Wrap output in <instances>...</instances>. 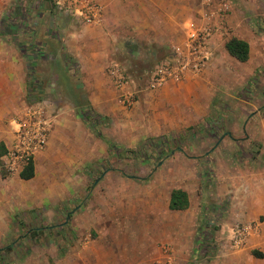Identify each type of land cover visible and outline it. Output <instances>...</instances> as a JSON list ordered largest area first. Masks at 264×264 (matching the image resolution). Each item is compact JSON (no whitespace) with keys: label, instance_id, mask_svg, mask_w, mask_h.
Returning <instances> with one entry per match:
<instances>
[{"label":"rangeland","instance_id":"obj_1","mask_svg":"<svg viewBox=\"0 0 264 264\" xmlns=\"http://www.w3.org/2000/svg\"><path fill=\"white\" fill-rule=\"evenodd\" d=\"M75 1L80 5L86 0ZM220 1L128 0L125 12L120 13L109 12L107 4L104 6L109 23V18L114 20L117 15L130 22L126 38H142L136 45L127 43L122 52L116 53V60L126 67L138 89L145 72L168 57L176 41L186 38L191 23L199 22L202 12ZM226 1L230 11L225 17L227 33L222 41L233 36L227 17L242 10L264 33V0ZM88 27L80 18L59 11L55 0H0V38L25 63L31 98L34 102L49 100L59 113L72 112L70 115L82 121L85 131L82 157L72 168L57 166L51 174L45 170L38 180L18 178L28 189L24 192L20 188L0 189V264H60L61 254L72 247L67 248L61 235L63 228L76 230L68 245L72 239L82 248L117 240L120 243L109 245L113 250L127 249L124 241L139 238L123 234L112 237L109 232L140 229L144 224L148 230L147 247L140 248L139 242L132 244L131 258L140 250L142 261L136 263L132 259L131 264H210V256L216 255L213 248L222 244L217 231L219 209L212 197L203 194L204 184L211 182H205L201 173L189 170L197 166V159H204L206 152L216 147L258 148V143L249 147L241 140L239 144L227 142L219 146L209 135V123L153 135L145 132L141 112L131 111L130 107L116 108L114 119L103 121L96 130L92 128L81 117L93 112L91 86L87 83L94 78L82 75L79 63L68 52L69 45L80 46L79 36ZM247 69L248 65H232L229 73L241 75ZM236 78L232 81L239 83ZM243 82V91L236 94L240 101L229 99L224 109L211 116L218 128L217 137L220 134L230 139L235 124L255 112L264 118V68ZM172 109L173 105L163 104L154 110L168 114ZM161 136H166L167 141L151 145L150 139ZM194 153L201 156L196 158ZM182 186L192 188V208L165 210L163 195ZM163 214L167 216L164 219ZM176 222L179 230L174 235L163 228L165 223ZM9 245L13 246L11 251L5 249ZM209 246L212 252H205Z\"/></svg>","mask_w":264,"mask_h":264},{"label":"crops","instance_id":"obj_2","mask_svg":"<svg viewBox=\"0 0 264 264\" xmlns=\"http://www.w3.org/2000/svg\"><path fill=\"white\" fill-rule=\"evenodd\" d=\"M96 2L103 7L102 19L95 24H88L89 27L84 30L85 33L79 36L81 37L80 46H68V52L79 63L82 75L94 78L87 83V86H91L89 100L93 108L92 114L98 122L95 129L103 121L105 123L114 119L116 108H129L121 100L127 88L116 86L108 75L107 69L110 63H120L118 59L116 60V53L122 52L124 45L130 42L136 45L142 40L137 35L131 39L126 38L128 31L126 29L130 22L122 20V15H117L114 20L109 18L113 25L111 29L108 27L110 23L104 6L107 4L109 12H125L124 6L128 4V0H97ZM227 22L234 29L233 36L225 42L222 41L221 36H216L214 55L199 77L181 82H168L156 90H144L139 101L130 108H132L131 111L141 112L139 117L145 122V132L153 135L159 136L172 130H181L200 124L205 126L209 123V135L219 146L227 142L239 144L241 140H244V143L246 141L249 147L254 146L253 142L258 143V148L216 147L211 149L206 152L204 159L196 160L197 166L193 165L189 172L201 173L205 182H211L209 185L204 184L203 194L212 197L219 209L220 228L217 231L222 244L214 247L213 250L212 246L205 248V252L216 253L215 257L210 256V264H264V118L260 112H255L245 120L240 119V122L235 124L234 132L230 134L233 137L230 139L220 134L217 137L218 128L211 120V116L216 114V111L225 108L226 101L235 99L236 94L243 91L245 86L243 81L256 75L260 67L264 68V33L257 30L256 21L245 17L243 10L241 13L237 12L228 16ZM233 37L249 43L248 61L241 62L227 51L226 44ZM184 40L180 39L176 41V44ZM232 65L237 67L248 65V69L241 75L233 72L230 74ZM26 77L23 60L14 49L5 46L0 38V150L5 148L0 155V189L14 191L20 188V192L28 190L19 181L23 179L21 174L7 178L8 174L2 165V159L14 139V119L20 116L28 104L34 102L31 98V86L27 84ZM235 78L240 82L234 83L232 80ZM236 101L240 100L236 98ZM163 104L173 105L172 111L168 114L156 111ZM57 112L58 118L49 143L35 158V175L25 180H38L44 176L45 170L51 174L55 172L57 166L72 168L76 165L78 157H82L85 141L82 121L70 115L72 113L70 111ZM88 139L91 140L90 137ZM200 156V153H194V157ZM3 174L7 179L3 178ZM162 185L159 183V187ZM174 189H181L188 193L190 206L186 210L192 208V188L182 186L175 187L169 194L163 195L164 209L173 211L170 209V202L171 192ZM164 217L167 216L163 214V219ZM243 222H257L258 231L250 237L243 248L236 249L230 241L232 232L235 225ZM206 226L211 230V225L206 223ZM142 227L116 229L109 232L112 237L123 234V236L139 238V241H124L127 249L121 250H113L109 246L120 243L117 240L108 241L103 245L93 243L82 248L72 239L68 245L69 238L74 237L72 233L76 230L63 228L61 235L65 237L67 248L72 247L64 250L65 255L61 254L59 262L60 264H131L135 260L136 263H141L140 250L134 258H131L133 250L131 247L138 242L140 248L141 245L147 247L148 230L145 224ZM163 228L165 231L170 229L171 234L174 235L179 230V225L177 222L165 223ZM208 233L211 235V232ZM105 245L108 246L105 248Z\"/></svg>","mask_w":264,"mask_h":264},{"label":"built area","instance_id":"obj_3","mask_svg":"<svg viewBox=\"0 0 264 264\" xmlns=\"http://www.w3.org/2000/svg\"><path fill=\"white\" fill-rule=\"evenodd\" d=\"M55 5L59 11L76 16L86 24H95L102 19V6L91 0L80 2V5L75 0H55ZM228 11L229 3L221 0L216 7L202 12L200 21H193L189 26L185 40L173 45L168 57L145 72L139 89L124 67L111 63L107 69L108 75L116 86L127 88L122 95L123 103L132 107L136 103L137 94L144 90H156L168 82L199 77L214 55L216 36L223 38L227 33L225 17ZM57 118V108L45 99L28 104L20 116L14 119V139L2 159L8 175H19L31 161L35 162L37 154L47 147ZM257 231V222L235 225L230 240L232 246L243 248Z\"/></svg>","mask_w":264,"mask_h":264},{"label":"trees","instance_id":"obj_4","mask_svg":"<svg viewBox=\"0 0 264 264\" xmlns=\"http://www.w3.org/2000/svg\"><path fill=\"white\" fill-rule=\"evenodd\" d=\"M226 49L229 52L230 55L233 57L237 58L241 62H246L249 59L250 55V46L249 43L238 39L236 37L231 38L227 44H226ZM82 117L85 119L87 123L90 124L92 128H96L98 122L97 119L94 118V115L91 113H87L82 115ZM96 130V129H95ZM99 136L103 137L99 132H97ZM165 138H157V139H151L150 143L151 145H161L164 142H166ZM108 144L113 147V143L111 141H107ZM5 151V148L3 150H0V155L3 154ZM35 175V164L33 161H31L24 171L21 173V177L23 179H31ZM190 206V200H189V195L186 191L181 190V189H174L171 192V202H170V209L173 211H183L188 209ZM5 249H8L11 251L13 249L12 245L7 246Z\"/></svg>","mask_w":264,"mask_h":264}]
</instances>
